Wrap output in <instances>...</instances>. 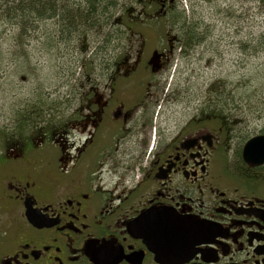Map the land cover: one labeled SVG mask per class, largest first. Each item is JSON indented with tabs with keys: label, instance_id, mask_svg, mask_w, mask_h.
Returning <instances> with one entry per match:
<instances>
[{
	"label": "flooded vegetation",
	"instance_id": "obj_1",
	"mask_svg": "<svg viewBox=\"0 0 264 264\" xmlns=\"http://www.w3.org/2000/svg\"><path fill=\"white\" fill-rule=\"evenodd\" d=\"M146 31L128 36L137 54L83 66L49 121L0 141V264H264V162L243 156L264 124L239 137L246 103L213 82L190 96L181 36Z\"/></svg>",
	"mask_w": 264,
	"mask_h": 264
},
{
	"label": "rangeland",
	"instance_id": "obj_2",
	"mask_svg": "<svg viewBox=\"0 0 264 264\" xmlns=\"http://www.w3.org/2000/svg\"><path fill=\"white\" fill-rule=\"evenodd\" d=\"M70 1L74 0L68 2L71 3ZM137 2L138 0L107 1L106 11L110 12L105 14V18L110 13L113 14L112 20L115 22L111 26H114V31L122 30V25L117 20L122 14L135 17V12L140 17ZM241 2L242 0H175V12L185 14L184 18L188 21H201L202 27L210 29L208 34L211 39L204 43L188 64L178 57L173 61L174 66H181L182 69L189 67L184 74L192 78L182 82L188 88L186 92L192 93L190 96L198 94L201 99H205L210 93L211 82L219 92H231L234 96V92L246 91L250 95V101H242L251 111H248V117L243 116L248 120V125L243 130L245 132H238L239 137H242L241 134L245 136L247 133L257 132L264 124V117L260 118V122L251 121L254 116L257 118L264 114V2ZM10 3L12 0H0V135L3 136L5 131H10L6 124L27 99L43 97L44 93L47 103L51 104L54 98H65L67 83L79 75L78 71L82 66L87 65L84 53L88 47L92 45L95 49L99 44H104L101 25L93 28L95 33L87 36L83 43L77 42L78 47H87L85 50L83 47L75 49L73 35L65 43L56 40L49 43L46 37L51 34L56 36V22L52 20L30 21L28 34L22 38L20 26L13 23L15 17L13 20L8 18L7 7ZM127 9H131V12L127 13ZM133 35V42L141 43L137 33ZM153 39V34H149L148 40L151 42ZM117 40L118 38L109 43L107 54L114 51ZM121 41L125 45L121 58L128 52L130 55L135 54L136 48L140 47V44L137 47L130 46L129 38ZM19 64H30V67L23 75L17 76L15 71L19 70ZM216 79L218 81H214ZM218 94L217 97L223 98ZM180 107L181 103L174 106L173 116L186 111H180Z\"/></svg>",
	"mask_w": 264,
	"mask_h": 264
},
{
	"label": "trees",
	"instance_id": "obj_3",
	"mask_svg": "<svg viewBox=\"0 0 264 264\" xmlns=\"http://www.w3.org/2000/svg\"><path fill=\"white\" fill-rule=\"evenodd\" d=\"M68 1L69 0H12V3L7 7L9 10L7 14L10 20H13L12 18L15 17L13 23L20 26L22 38L27 36L29 23L32 20H52L56 22V36L54 37L53 34L49 35L46 37L47 41L52 43L53 40H56L65 43L70 40V35H73L72 38L75 42V49L83 47L85 50L87 47L83 45L78 47L77 42L83 43L87 36L95 33L93 28H98L101 25L100 31L104 34V44H99L95 49L90 45L84 53L87 64L84 66L91 67L98 65H115L117 58L121 53L125 52V45L121 40L128 38L132 33L145 34L148 28H153L157 33L164 34L168 26L172 27L175 33L181 36L178 48L182 49L187 54H191L189 56L192 57L199 53V50L208 39H211V35L208 34L210 29L208 27H202V24H200L201 21H188L184 18L185 14H180L178 11L175 12L177 6L175 5V0L171 3L173 7L167 8V14H159L162 10L161 2L166 1L167 4H170V0H138L137 4L140 6L138 12L142 16L140 15V17H137L138 14H135V12V17H131L129 14H122L121 17L117 19L122 25L121 31H114L112 28L114 26H111V23L115 22L112 20L113 14L110 13L105 18V14L108 12V10L106 11L108 8L107 1L109 0H74L70 1L71 3ZM243 1L244 0H242V2ZM259 2H264V0H259ZM115 4L116 3H114V5ZM128 12L130 13L131 9H127V13ZM174 16H177L179 19H176ZM30 26H35V24H30ZM153 32L154 31H148V33ZM117 38L118 40L115 44L114 51L107 54L109 52V43L115 41ZM17 43H19V41H17ZM28 67H30V64H22V66L19 64V70L16 69L15 74L17 76L23 75ZM81 68L78 73L81 71ZM240 84H242V82H240ZM245 84L247 86V83ZM238 86L236 87L237 90L239 89ZM217 94L223 97L221 99H226L229 95V93L219 92L218 90ZM249 96L250 95L246 93V91L241 93L234 92V96L233 93H231V97L235 100L234 102H236L235 105H240L244 99L250 101ZM32 99H37L38 102H27V100ZM32 99L24 101L17 110V113L15 115L13 114L10 121L6 124L10 131H8L9 133L5 131V136L0 135L2 139H6L12 135L17 136L19 131L27 130V128L33 129L31 123H34L36 120H40L41 123H44L43 121L45 120L49 121L52 105L56 103L62 106V103L58 101L60 98H54L51 104L47 103L44 93L43 97L39 96ZM23 105H29L31 108H35L34 112L29 109L28 114L32 115V118L29 116L28 119H21V107Z\"/></svg>",
	"mask_w": 264,
	"mask_h": 264
},
{
	"label": "water",
	"instance_id": "obj_4",
	"mask_svg": "<svg viewBox=\"0 0 264 264\" xmlns=\"http://www.w3.org/2000/svg\"><path fill=\"white\" fill-rule=\"evenodd\" d=\"M243 156L246 161L264 162V135L258 134L251 138L243 149Z\"/></svg>",
	"mask_w": 264,
	"mask_h": 264
},
{
	"label": "bare ground",
	"instance_id": "obj_5",
	"mask_svg": "<svg viewBox=\"0 0 264 264\" xmlns=\"http://www.w3.org/2000/svg\"><path fill=\"white\" fill-rule=\"evenodd\" d=\"M246 146V145H245Z\"/></svg>",
	"mask_w": 264,
	"mask_h": 264
}]
</instances>
